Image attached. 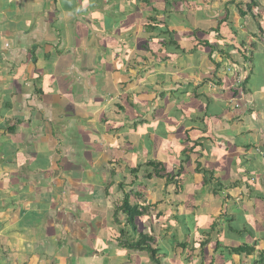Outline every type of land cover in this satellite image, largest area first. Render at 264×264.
<instances>
[{
	"label": "rangeland",
	"instance_id": "rangeland-1",
	"mask_svg": "<svg viewBox=\"0 0 264 264\" xmlns=\"http://www.w3.org/2000/svg\"><path fill=\"white\" fill-rule=\"evenodd\" d=\"M145 1L147 2L145 3L142 0H75L74 9L77 13L78 22V33L75 38L78 42L77 50L80 51L82 47H86L84 53L86 61H84L85 65H82L81 68L86 66L93 69L91 74H87V76H91L90 80L85 82V87H87L89 94L85 95L84 90L82 93H77L76 90L80 87H77V83L74 86L72 85V90L69 93V80L64 79L61 81V79H58L56 81V73V76L49 78L50 82L46 85L43 92L44 99L47 101L48 99L51 100L49 97H53V100L56 99L58 104H67L66 108H70L71 111L68 116L73 130H77L78 126L85 127L89 126L88 123H92L96 130L98 129V134H104V131L109 134V147H113L108 150L107 157L113 155L112 159L117 160L118 164L109 165L107 171L101 169L102 174L95 181L80 180V184H88L90 181V186L80 187L81 191L88 194L80 200L84 203L82 205L89 209V212L98 209L101 205L106 206L104 196L96 192L95 195L99 202L94 203L92 206L94 198L89 193L95 190L94 183L107 184L108 182L107 186L110 187V190L117 192V195L111 194L112 197L117 199L116 201H111L113 206L118 203L121 205L124 201V196L128 194L132 201H139V205L142 208L141 204L155 207L151 209L158 208V211H156L157 215L160 209L164 210L160 218L154 219L153 217V220L138 217L136 220L137 234H135L130 225L125 227L126 233H128L127 236H129L127 240L132 239V242L140 240L142 238L140 234L142 233L156 239L159 243L158 246H162L167 252V257L161 258L163 264H232V262L238 264L240 262L238 261V256L230 255V252H234L233 248L240 247L244 243L257 244L258 242L256 241L252 242L253 237H256L255 234L261 239L259 241L260 245H264V226L259 227L253 223L248 225L249 219H255L259 222L264 220V204L256 200L244 203V198L233 192L234 187L230 186L232 191L228 187L234 184L228 174V167L224 165L214 169L212 158L207 156L208 152L202 147L204 143L211 145L210 139H212V136L214 137L212 134V119H216L215 122L218 123L224 118L226 120L224 122L231 126L233 132L235 131L234 127L244 128L247 123L248 127L252 123L256 128H260L264 124L256 123L255 121L246 122L244 115L240 117L241 119L239 117L235 118L234 109L238 111L237 115L246 111L243 107L244 97L246 96L242 89H239L237 98L232 97V88L235 85L233 80L229 79L226 86L222 85V87H219V91L224 90L220 93L216 92L211 86L212 83L217 84V82H214V76H218L223 80L225 77L224 72L229 78L232 77L229 75H232L235 70L242 73V68L238 69L241 65L233 66L231 62L215 56L216 62L221 66L219 70L215 71V75L213 71L216 65L209 60L211 48L207 47L205 49V55H201V45H197L198 50L196 52L193 50L195 47L192 45V42L195 41L194 33H196L198 39V42L195 41L194 43L200 44V41H210L214 44V48H218V45H215L217 44L215 34L208 33V31L211 32L210 28L215 29L217 26L214 28L211 20L206 18L208 17L206 13L209 11L203 8L204 5L214 6V10L219 12L222 5H218V1L212 2L211 0ZM82 4L85 11L78 13L79 7L82 9ZM110 7L113 9L110 10ZM187 10L190 11L187 12ZM212 12L214 13V11ZM187 14L188 18L186 17ZM81 16H86L93 22H87L86 26L79 25L81 22L79 17ZM153 17H156V22L159 23L158 32L148 35L145 33L146 26L150 24ZM219 17L215 16L214 19ZM186 20H188L190 25L187 24ZM165 23L176 31L175 39L178 42V46L163 45V42H167L170 39L169 34L163 32L166 29ZM254 27L256 28L255 24ZM257 30L261 31V28ZM218 36L221 37L220 35ZM224 39L226 40V38ZM244 40L246 42L249 38L240 39L243 44ZM235 43L241 46L238 40ZM241 47L244 50L243 45ZM95 49H99V51L96 52L94 51ZM154 52H156L157 61L160 60L159 56L163 54L168 56L171 60L168 69L165 64L154 62ZM63 53H66L65 49ZM74 53L77 56V52ZM56 54L61 58L59 63H57V68L62 74L70 71L69 76H74V79H77V77L82 79L81 75L78 74V69L80 68V64L77 61L78 57L77 60L73 61L69 57H61L59 50ZM138 56L143 57L142 61ZM175 64L179 66L174 67ZM75 66L78 69H75ZM141 71V76H138ZM228 72L230 73L228 74ZM245 78L247 76H241V81ZM208 79H212L211 85L207 81ZM251 80L256 81V76H252ZM91 88L93 89L92 91H90ZM169 89L172 93L167 92ZM184 89L188 90L186 94L183 93ZM235 89L237 88L235 87ZM64 92L68 94L62 97L61 95ZM161 93H164L163 97ZM200 94H203L205 98L201 102H197L199 99L195 96ZM207 98L210 99L209 102ZM58 99L60 100L58 101ZM138 110L139 112H137ZM221 112H224L223 116H221L220 120H217ZM134 113L140 117L137 130L133 127ZM190 116L192 118H201V120H205L206 124L202 125L201 120L197 121V123L193 122ZM248 118L249 116H246V119ZM63 128H66L64 123L60 126L59 135L63 133ZM195 128L202 129V131H198ZM166 129L171 131L170 137L168 136V139H170L168 142L175 146L174 150H170L171 154H169L168 147L166 154H164L166 144L163 139L164 137L167 139V137L164 136L163 132ZM190 130L191 132L189 133ZM237 131L240 132L241 130ZM237 131L233 135L239 138ZM255 132L258 133L259 142V136L263 134L260 130ZM187 133H189V136L192 135L193 140L199 139V135L205 136L203 140H198L202 143V147L195 149V152H198L197 154L193 150H189L192 151L191 155H185L184 153L187 147H191L187 141H184ZM84 139L90 141L93 139V135H90L89 139L85 136ZM130 140L131 143H127ZM157 141H160V144ZM247 144L245 142V145ZM131 146L135 152L147 149L146 153L150 151V157H141L139 154H134L133 160L130 161V154H126V152L130 150ZM160 148L161 156H158L157 152ZM213 148L216 149V147ZM66 150H68V145ZM202 151L207 158L200 153ZM123 155L125 158H122ZM56 157L57 155L47 158L45 167L50 168ZM151 157H154L152 161L163 162L164 176L167 174L176 176L178 173H182L181 179L183 183L180 186L182 188L179 189L175 182L166 183V179L162 180L153 177L151 181L148 175L139 178L137 173L136 178H134L131 169L135 168L138 172L140 165L144 167L147 163L142 160L147 159L148 161ZM215 157L221 159V155H216ZM122 159H126L127 164L130 165L128 171H124L122 166L127 164ZM237 162V166L240 164L239 170L248 167L243 161ZM105 164L107 165L106 162ZM4 165L1 168H4ZM148 170L152 169L149 168ZM203 171H206V173ZM43 173L46 172L40 171L38 177L43 175ZM245 181L246 179H243V182ZM7 183L8 181L0 179V212H10L15 215V221L12 222L10 220L14 219L7 218L10 223L5 226V231L0 233V235L2 234L0 238L4 234L12 236V245L16 243L12 248L17 249V253L21 252L24 255L18 259L19 262L25 263L28 261V264H51L56 260L53 264H62V261L66 260L65 257L68 251H62L60 259L54 258L53 255L56 254L54 242L50 243L47 239V236L51 235V233L50 237H53V230L47 234L45 231H40V229L34 230L36 228L31 226V222H37L47 215L45 209H40V206L34 203L31 192L24 196L20 193L17 194V192L11 190L13 188ZM120 184L123 185V190L119 188ZM117 190L120 191V195H118L119 192ZM237 192L239 191L237 190ZM76 193H79V190H76ZM139 193L141 198H139ZM228 196H236L238 199H235V203L233 202L234 199L228 202L225 200ZM16 197L21 200V206L18 209L13 208L11 204L12 201L15 202ZM40 198L41 195L38 194L37 200ZM7 202L11 204L10 208L5 206ZM233 203L238 208H230ZM107 204L110 203L108 202ZM219 207L221 208L219 209ZM107 208V214L109 211H113L111 207ZM231 209L232 211H230ZM46 211L49 212L48 210ZM52 212L56 213L57 209L52 210ZM94 213L102 215L100 210L94 211ZM152 214L155 213L153 212ZM0 217L3 216L0 214ZM232 218H234V221L236 220L235 223L227 222L228 224H221L220 222L221 220L223 223L228 220L231 222ZM81 223L83 226L86 224L85 222ZM218 223L224 230L220 229V227L216 228ZM228 225L238 231L239 234L236 235L231 229H228ZM240 231H243V233ZM84 232L85 229L81 230V235L77 238L85 240ZM35 233H39V235H35ZM75 233L78 232L74 229L73 234ZM165 234L166 237L163 238ZM119 235L121 238V234ZM196 239L207 241L204 261L201 260L199 257L200 253L198 254L197 251L193 252L194 257L191 260H187L186 255L181 257L185 247L180 249L179 244L183 245L189 242L190 246L188 245L186 251L191 253L192 251H189V249L196 244ZM218 243L220 244L218 245ZM73 246L78 251H81V256L87 254V250L81 249L80 245H75L74 243ZM101 251L104 252L105 250L102 249ZM114 252L119 253L120 256H105L103 259H105L104 262L106 264H154L147 256L137 254L135 258H131L127 255L125 256L120 249L114 250ZM239 258L244 257L241 255ZM257 258H259L258 253L253 259L258 260ZM250 264H254L253 261Z\"/></svg>",
	"mask_w": 264,
	"mask_h": 264
},
{
	"label": "crops",
	"instance_id": "crops-1",
	"mask_svg": "<svg viewBox=\"0 0 264 264\" xmlns=\"http://www.w3.org/2000/svg\"><path fill=\"white\" fill-rule=\"evenodd\" d=\"M74 1L0 0V179L8 181L7 185L11 186L13 188L11 190H14L17 194L20 193L24 196L31 192L34 203L40 206V209H45L47 215L37 222H31V226L36 228L34 230L40 229V231H45L47 234L53 230V237H50L51 233L47 236V239L50 243L54 242L56 250V254L53 255L54 258L60 259L62 251H68L65 257L66 260H63L62 264H106L103 258L105 256H120L119 253L114 252L118 249L125 256L131 258H135L137 254L145 256L140 252L123 249V236L120 238V229L114 218L117 205L113 206L111 204V201L117 200L111 194L117 195V192L110 190V187L107 186L108 182L107 184L95 182L93 185L95 190L89 193L94 198L92 206L94 203L99 202L95 192L104 196L106 206L101 205L98 209L89 212V209L82 205L84 203L80 200L88 195L81 191L80 187L90 186V181L88 184H80V180L95 181L102 174L101 169L107 171L109 165L118 164L117 160L112 159L113 155L107 157L108 150L113 147H109V134H106L105 131L104 134H98V129L96 130L92 123H88L89 126L85 127L78 126L77 130H73L68 116L71 111L70 108H66L67 104L59 102L60 105L56 99L53 100V97H49L51 100L46 101L43 94L46 85L50 82L49 78L56 76V73V81L58 79H61V81L64 79L69 80V93L72 90V85L74 86L77 83V87H82L76 90L77 93H82L84 90L85 95L89 94L85 82L90 80L91 76H87V74H91L93 69L86 66L81 68L82 65H85L84 61H86L84 58L86 47H82L80 51L77 50L78 42L75 38L78 33V22ZM211 1H218V5H222L220 7L221 12H216L214 6L204 5L203 8L209 11L206 13L208 16L206 18L211 20L214 28L216 26L217 28L220 27L219 33L223 35L219 37L212 28H210L211 32L208 31L215 34L217 40L215 45H218V49L212 55L214 64H217L215 56H219L231 62L233 66L241 65L238 69L242 68V73L235 70L239 73V76H250L241 81L247 83L243 105L246 111L237 115L238 111L234 109V116L241 119L240 117L244 115L246 122L255 121L264 124V0ZM253 4L256 5L255 9L248 13V9ZM83 6L82 4V9L79 7L78 13L85 11ZM109 9L112 10L113 8L110 7ZM189 11L187 10V12ZM215 16L220 17L214 19ZM186 17L188 18V14ZM79 20L81 21L79 25L84 26L88 24L87 22H93L86 16L79 17ZM186 22L188 24V20ZM259 28H261V31L257 30ZM246 37L249 40L246 42L244 40L243 44L240 39ZM237 40L240 45L243 44L244 50L241 47L242 45L239 46L235 43ZM211 45L214 47V44L211 43ZM64 49L66 50L65 54L63 53ZM221 49L222 52L219 51ZM58 50L63 58L69 57L74 61L78 57L77 61L80 68L78 69L75 66V69H78V74L81 75L82 79L79 77L74 79V76H69L70 71L62 74L58 70L57 63L61 60L59 55L56 54ZM74 52H77V56ZM205 54L204 50L201 55ZM235 72L229 76H234ZM226 75L224 72V76ZM252 76H256L257 80L252 81ZM92 90L91 88L90 91ZM65 94L68 93L64 92L61 96L63 97ZM221 116L223 115H220L217 120H220ZM246 116H249V118L246 119ZM133 119L135 129V122L139 121L140 117L135 114ZM223 119L218 123L215 122L216 119H212V134L214 137L212 136V139H210L211 145L204 143L202 149L204 148L208 152L207 156L212 158L214 169L224 165L228 167V174L231 176V182L234 183L228 187H234L233 192L239 194L241 198L243 197L244 203L256 200L264 204V125L256 128L252 123L248 127L247 123L244 128L234 127L235 131L241 130L240 132L237 131L238 136H240L237 138L233 135L235 131L233 132L231 126L226 124L224 122L226 120ZM204 121H201L202 125L206 124ZM62 123L66 128H63V133L59 135ZM195 129L202 131V129ZM257 130H260L263 134L259 136V142L258 133L255 132ZM90 135H93V139L86 141L84 137L86 136L89 139ZM149 135L151 134L149 133ZM204 137V135H199V139L193 140L192 135L190 136L192 142L203 140ZM163 140L166 144L164 154L167 152V147L169 148V154H171L170 150H174L175 146L168 142L170 140L168 137L167 139L164 137ZM245 142L248 144L245 145ZM157 143L160 144V141H157ZM67 145L68 150H66ZM213 147H216V149ZM129 149L126 154H130V161L133 160L134 154H139L141 157H150V151L149 154L146 153L147 149L137 150L136 152L132 146ZM160 152L161 148L157 152L158 156H161ZM240 152L242 153L240 154ZM200 153L203 155V151ZM55 155H57L55 161H53L50 168H46L45 160L49 157H55ZM216 155H221V159L216 158ZM122 158H125L124 155ZM153 158L151 157L148 161L143 159L142 161L149 163ZM126 159L122 160H125L124 163L127 164ZM237 161H243L248 167L239 170L240 164L237 166ZM147 163L144 167L139 164L140 169L137 172L139 178L147 176L150 171L153 173L152 170H148ZM3 164H5L4 168H1ZM122 167H124V171H128L130 165L124 164ZM133 170L131 169V173ZM40 171L46 172L43 173V175H46L38 177ZM243 179H246V181L243 182ZM119 188H122V186ZM76 190H79V193H76ZM230 190L232 191L231 187ZM117 191L120 195V191ZM38 194L41 195L39 200H37ZM233 199L235 203V199L238 198L228 196L225 200L229 202ZM108 202L110 204H107ZM234 203L230 205V208H238ZM7 204H5L6 207L10 208L12 204L13 208L18 209L21 206V200L16 197L15 202L12 201L11 204L7 202ZM107 207H111L113 211H109L107 214ZM54 209H57L56 213L52 212ZM97 210H100L101 216L94 213ZM156 211H158V208L150 210L148 220H153V217L154 219L158 218ZM153 212L155 214L151 215ZM160 212L164 213V210L160 209ZM218 213L221 214L219 211ZM0 214L3 216L0 217V233H2L10 221H15V215L10 212H0ZM82 215L84 216L82 217ZM8 217L14 220L8 221ZM234 218L231 222L230 220H225V223L222 220L220 222L221 224L235 223ZM81 222L86 224L83 226ZM251 223L259 227L264 226V220L259 222L255 219H249L248 225ZM219 224L216 228L223 229ZM74 229L78 233L73 234ZM80 229L82 231L85 229L86 242L82 238H77L81 235ZM228 229H231L236 235L239 234L229 225ZM240 232L243 233V231ZM35 235H39V233H35ZM164 236L166 237V234ZM255 236L252 242L256 241L257 244L244 243L255 248V251L249 257L243 255L244 258H239L241 255L238 256L235 252L229 253L230 255H237L240 264H250L251 261L258 264L261 260L264 245H260V237L256 234ZM11 239V235L5 234L0 238V264H28V261L25 263L18 261L24 255L21 252L17 253V249L12 248L16 243L12 245ZM199 242L200 240L196 239L197 246L195 247L198 248V254H203V248L201 249ZM74 243L80 245L81 249H86L87 254L81 256V251L73 246ZM102 249L105 251L102 252ZM257 253L259 258L255 260L253 257L255 258ZM203 256L200 255L199 257L202 258ZM29 261L31 262V260Z\"/></svg>",
	"mask_w": 264,
	"mask_h": 264
},
{
	"label": "trees",
	"instance_id": "trees-1",
	"mask_svg": "<svg viewBox=\"0 0 264 264\" xmlns=\"http://www.w3.org/2000/svg\"><path fill=\"white\" fill-rule=\"evenodd\" d=\"M142 1H144L145 3L147 2V1H145V0H142ZM254 6V7H253ZM255 4H253L252 5V7H250L249 9H248V13L249 12H251V10H253V9H255ZM152 7H154V6H152ZM156 17H153V18H151V22H150V24H148L147 26H146V32L145 33H147L148 35H153L155 32L157 33L158 32V28H159V23L158 22H156V19H155ZM165 25V30L163 31V30H160V31H163V32H166V33H168L169 34V37H170V39H169V41H165V42H163V45H176V46H178V42H177V40L175 39V34H176V31H174V29H172L168 24H164ZM220 28V27H219ZM219 28H215L214 29V32L215 33H217L218 35H220V36H223V35H221L219 32H220V30H219ZM171 29V30H170ZM195 32H197L196 30H195ZM209 33V32H208ZM195 34V36H194V40L196 41V42H198V39H197V37H196V33H194ZM195 41H193L192 43V45L193 46H195L194 48H193V50H194V52H196L198 49H197V45H201L202 46V52L207 48V47H210L211 48V57H212V53H214V51H216V49H218V48H214L212 45H211V43L210 42H208V41H200L201 43L200 44H198V43H194ZM241 45H243V44H241ZM184 50V49H183ZM94 51H96V52H98L99 51V49H95ZM220 52H222V49L221 50H219ZM151 52H152V50H151ZM187 53V52H186ZM140 55V54H139ZM141 56V55H140ZM140 56H138L139 58H140V60L142 61V58L143 57H140ZM156 57H157V55H156V52H154V62L155 63H157V64H165L166 65V67H167V69H168V65H169V62H171V60L168 58V56L166 55V54H163L162 56H159L160 57V60L159 61H157L156 60ZM162 57V58H161ZM211 57L209 56V60L212 62V63H215L214 62V60L213 59H211ZM145 58V57H144ZM146 62H148V61H146ZM177 66H179V65H177V64H175L174 65V67H177ZM147 67H149V66H147ZM163 67H165V66H163ZM179 68V67H178ZM221 68V66H220V64H216V68H215V70L213 71V73L216 71V70H219ZM141 73H142V71L139 73V75L138 76H141ZM230 72H228V74H229ZM236 74L234 75V76H232L231 78H229L228 76H225L224 77V79L222 80V79H220L218 76H214V82H217V84H215V83H212L211 82V80H207L208 82H209V84L211 85V83H212V87L216 90V92H218V93H220V92H222V91H224V90H221V91H219V87H222V85H224V86H226V84H227V80H229V79H231V80H233L234 82V84L236 85H234V88H232V97H234V98H237V96L239 95V89H242V92H245L246 91V86H247V83H245V82H241V76H239V73H237V72H235ZM234 74V73H233ZM215 75H216V72H215ZM248 77H250V76H248ZM247 77V78H248ZM246 78V79H247ZM211 82V83H210ZM247 82V81H246ZM169 86V85H168ZM235 87L237 88V89H235ZM169 88L171 89V87L169 86ZM170 89H169V91H167V92H169V93H172V91H170ZM185 90V89H184ZM124 91H126V90H124ZM186 92H188V90H185V91H183V93H185L186 94ZM162 94V97L164 96V93H161ZM244 94H246V92L244 93ZM169 97V96H168ZM196 98H198L199 100L197 101V102H201L202 101V99H204L205 98V96L203 95V94H200V95H197V96H195ZM208 99V102H209V98H207ZM157 111V110H156ZM155 111V112H156ZM225 112V111H224ZM224 112H221L219 115H222ZM228 112H230V110H228ZM133 117H135V116H133ZM190 119H192L191 121H193V122H196L197 123V121L198 120H200V118H192L191 116H190ZM202 121V120H201ZM140 122V120L139 121H136L135 122V128H138L139 126H138V123ZM192 130V129H191ZM191 130L189 131V133L191 132ZM165 135L164 136H166V137H168L169 136V134L171 133V131H167V129L163 132ZM189 133H187V135H186V137H185V140L184 141H187L188 142V144L191 146L190 148L189 147H187V149L184 151V153H185V155H191L192 154V151H189V150H193L194 152H195V149L196 148H200V147H202V143H200V141H198V142H192L191 141V138H190V136H189ZM170 137V136H169ZM127 143H131V140L130 141H128ZM196 153V152H195ZM198 153V152H197ZM196 153V154H197ZM187 159H189V158H187ZM164 164H163V162H161V161H151V162H149V163H147V167L148 168H151L152 169V171H153V173L150 171L149 173H147L148 174V177H149V179L152 181L153 180V177H156L157 179H166V183H173V182H175L176 183V185H178V188L180 189V188H182V187H180L181 186V184L183 183L182 181V179H181V176H182V173H178L176 176H174V175H171V174H167L166 176H164L163 175V166ZM204 173H206V171H203ZM132 175H134V178H136V174H137V170L135 169V170H133L132 171ZM213 178V177H212ZM167 185V184H166ZM120 186H122L123 187V185L122 184H120L119 185V187ZM168 186V185H167ZM221 189V188H220ZM219 189V190H220ZM139 198H141V194L139 193ZM161 201V200H160ZM139 201H132V198L128 195V194H126L125 196H124V201H123V203L120 205L119 203L117 204V207H116V211H115V214H114V218H115V222L117 223V225H118V227H119V229H120V233H121V236H123V239H122V246H123V249L124 250H127V251H133V252H140V253H142V254H144L145 256H148V258L152 261V263H154V264H163L162 263V261H161V258L162 257H164V258H166L167 257V252L164 250V248H162V246H158V242L156 241V239H154V238H152V237H149V235H144L143 233L142 234H140L141 236H142V238L140 239V240H138V241H135V242H132V239H129V240H127V238L129 237V236H127L128 235V233H126V229H125V227L127 226V225H130L132 228H133V230L135 231V234H137L138 233V228H137V225H136V220H137V218L139 217H144V219H148V214L150 213V210H151V208L153 207L152 205H148V204H146V205H144V204H141L142 206H143V208L142 207H140V205H139ZM162 212H158V218H160V215H162L161 214ZM165 237V236H164ZM206 242L207 241H200L199 242V244H200V247H201V249H202V252H203V254H201L200 253V255L201 256H203L204 254H206ZM220 243H218V245H219ZM177 245V244H176ZM175 245V246H176ZM188 245H189V242H186L185 244H179V247H180V249H183L184 247H185V250L183 249V252H182V254H181V257L183 256V255H186V258H187V260H191L194 256H193V252L195 253L196 251H197V247H195V246H197L196 244L194 245V246H192L190 249H189V251H192L191 253L190 252H186V249L188 248ZM190 246V245H189ZM204 249H205V251H204ZM182 251V250H181ZM233 251L235 252V254H237L238 256L239 255H246L247 257H249L250 255H252V253L255 251V248H253V247H250V246H248V245H245V244H243L242 246H240V247H237V248H234L233 249ZM184 252H186L185 254H184ZM192 254V255H191ZM201 260L202 261H204V256L201 258ZM202 261H201V263H202ZM233 264H235L234 262H233ZM258 264H264V251L262 252V257H261V260L258 262Z\"/></svg>",
	"mask_w": 264,
	"mask_h": 264
}]
</instances>
